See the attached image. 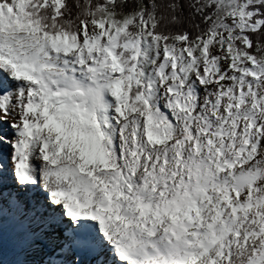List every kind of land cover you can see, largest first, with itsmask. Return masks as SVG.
<instances>
[{"label": "snow or ice", "instance_id": "snow-or-ice-1", "mask_svg": "<svg viewBox=\"0 0 264 264\" xmlns=\"http://www.w3.org/2000/svg\"><path fill=\"white\" fill-rule=\"evenodd\" d=\"M0 264H264V0H0Z\"/></svg>", "mask_w": 264, "mask_h": 264}]
</instances>
